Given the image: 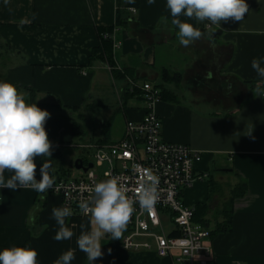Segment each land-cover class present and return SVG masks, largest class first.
<instances>
[{
    "label": "crops",
    "instance_id": "0c3cea01",
    "mask_svg": "<svg viewBox=\"0 0 264 264\" xmlns=\"http://www.w3.org/2000/svg\"><path fill=\"white\" fill-rule=\"evenodd\" d=\"M246 2L249 11L241 22L230 20L217 26L188 21L204 35L184 47L177 38L178 29L170 23L166 0L152 5L147 0H9L7 6L0 0V48H4L0 49V82L14 84L27 102L51 114L45 128L52 142L50 174L61 175L55 182L67 174L64 159L76 138L77 122L65 109L89 106L97 81L94 71L128 73L121 78L124 96H120L126 123L141 121L146 108L140 107L143 95L126 99V89H132L129 83L164 86L174 94L173 101L155 105L162 137L198 151L202 160L196 172L209 177V183L199 181L182 194V201L195 210L198 205L209 206L206 228L213 233L207 241L212 255L199 256L196 264L203 259L208 264H264V98L252 91L257 86L264 90V82L251 67L254 58H264V0ZM162 16L169 21L161 22ZM105 34L112 37L111 64L91 61L93 51L106 41ZM165 70L183 77L188 87L185 94L177 85L162 81L160 74ZM209 71L212 77L205 79ZM131 102L137 105L130 107ZM114 125L110 143L124 136L113 141ZM42 162L43 158H37L38 167ZM214 168L220 175L218 183L225 185L231 175L234 189L247 185L246 195L231 207L234 189L227 192V200L220 184L215 192ZM4 176L8 179L12 173L6 170ZM53 207H62L60 196L31 188H0V250L32 247L39 253V264H53L73 249L72 264H88L76 240L82 223L90 229V217L66 218L74 236L58 242L53 239L58 229L51 216ZM225 210L232 212V223L229 230L217 233L219 225L224 226ZM106 236L109 243H101L105 264H174L173 258H157L150 251H125L121 240Z\"/></svg>",
    "mask_w": 264,
    "mask_h": 264
},
{
    "label": "clouds",
    "instance_id": "9594fccd",
    "mask_svg": "<svg viewBox=\"0 0 264 264\" xmlns=\"http://www.w3.org/2000/svg\"><path fill=\"white\" fill-rule=\"evenodd\" d=\"M8 3L9 0H4L5 6ZM147 3L152 5L155 0H147ZM166 9L170 13L171 25L178 29L179 43L188 47L204 35L188 21H207L209 25L217 26L230 20L241 22L249 11V5L246 0H166ZM182 16L188 19L182 21ZM160 19L163 23L169 21L168 16ZM262 59L254 58L251 67L264 82ZM211 77L212 73L207 72L205 79ZM252 91L254 95L264 97V90L259 86ZM50 115L36 103L27 102L24 93L14 84L0 82V188L14 191L24 187L39 193L53 189L55 178L49 171L52 142L45 128ZM37 158H43L39 167ZM6 170L12 173L8 179L4 176ZM158 183V177L146 169L134 198L128 195L127 188L118 177L101 180L92 186L89 197L79 205L81 211L90 216L91 227L87 229L82 223V231L76 240L79 250L86 254L88 264L103 257L101 240L106 235L111 240H121L136 211V204L149 213L153 210L158 200ZM72 214L68 206L53 207L51 216L58 225L54 240L60 242L74 236L66 225V218ZM38 255L36 249L28 246L5 247L0 250V264H39ZM74 259L75 250L69 249L53 264H72Z\"/></svg>",
    "mask_w": 264,
    "mask_h": 264
},
{
    "label": "built area",
    "instance_id": "2783aa9c",
    "mask_svg": "<svg viewBox=\"0 0 264 264\" xmlns=\"http://www.w3.org/2000/svg\"><path fill=\"white\" fill-rule=\"evenodd\" d=\"M103 38L112 41L108 34ZM136 88L142 90L147 103L143 119L128 121L124 136L118 142L88 146L87 149L96 151L94 162H91L94 167L79 178L55 182L53 189L46 192L60 196L62 207L72 209L70 217H90L81 211L79 205L89 197L96 182L118 177L127 188L128 195L134 198L144 171L150 170L159 179L158 200L150 213L135 205L136 211L120 245L128 252L154 251L159 258H173L174 264H196L199 256L209 258L212 255L207 242L212 232L194 222L196 210L182 201V194L196 182L208 178L207 174L198 175L196 172V164L202 156L188 145L163 139L162 121L155 111V105L160 102V89L150 83ZM104 167L107 170L102 175L94 172L95 168ZM164 213L170 215L176 229L169 235L160 236L156 231L163 230L161 215ZM174 232L178 235L173 236ZM200 264H208V261L203 259Z\"/></svg>",
    "mask_w": 264,
    "mask_h": 264
},
{
    "label": "rangeland",
    "instance_id": "374dc122",
    "mask_svg": "<svg viewBox=\"0 0 264 264\" xmlns=\"http://www.w3.org/2000/svg\"><path fill=\"white\" fill-rule=\"evenodd\" d=\"M0 49H4V48L1 47ZM94 72L95 75H97L96 78L97 81L92 91L91 99L89 100L90 101L88 104L89 106L79 111L73 109H65L66 115H72L73 120L78 123L79 127L85 133L80 138L76 136L73 148L68 149L66 152L67 157H65L64 159V169L66 170L67 174L70 175L69 177L70 179L79 178L83 175L82 171H78L75 168V163L78 160H85L86 164L87 162L88 163L94 162V156L96 151L94 149H82L81 146L92 145L93 143L95 144L99 142L103 138L102 132L103 129H105L103 124L109 123L111 118H113V124L115 123L114 132L112 134L113 141L120 139L123 133L125 132L126 122H125L124 112L121 106V99H120V96L121 98L124 96L122 93L123 80L115 78L113 74L106 69L105 70L100 69ZM126 75H128V73ZM160 75L163 82L172 84L173 86L177 85L181 93L185 94L188 91L187 89L188 87L186 85H183L184 82H183V77L181 75H176L175 73L172 72L169 73L164 72ZM152 83L154 84L155 81H152ZM129 84H130L129 88L132 89L129 90L126 89L127 93L129 92L131 93L132 96L136 95L141 97L143 94L142 90L140 89L139 91H136L134 83L133 84L129 83ZM174 87L176 88V86ZM172 96L174 97V94H172ZM179 99L183 100L184 98L179 97ZM134 104L137 105V103L131 102L130 107ZM143 104H141L143 106L140 107L142 108L147 107V103L144 102ZM106 170H107L106 167L101 169L95 168L94 172L96 174L102 175ZM211 172L213 174L214 181L216 184L214 190L215 192H217L220 190L219 184L221 182L218 183L220 175L215 171V168L211 169ZM60 177H61L60 173L55 176V178H60ZM208 179L209 177L204 179L203 181H207L209 183ZM234 183H235V178L232 177L231 175H228L227 183L225 185L220 184L222 188L221 191L225 193V195L223 196L224 200H227L228 198L227 192H230V190L234 189L235 186ZM163 215H166L167 217L170 216L168 213H164L161 215L163 230L160 228L156 231V233L160 236L163 234L169 235L176 229V226L170 220V217L165 218ZM109 241H110L109 238L105 236L101 240V243L107 244L109 243ZM150 252L154 253V251H150ZM156 257L159 258L157 255ZM105 259L106 257L105 255H103L102 259H97L93 261L94 262L93 264H105L106 263Z\"/></svg>",
    "mask_w": 264,
    "mask_h": 264
},
{
    "label": "trees",
    "instance_id": "16d2710c",
    "mask_svg": "<svg viewBox=\"0 0 264 264\" xmlns=\"http://www.w3.org/2000/svg\"><path fill=\"white\" fill-rule=\"evenodd\" d=\"M112 46L113 45H112L111 41H107V40L104 41L103 40L102 48L93 51L92 56H91V61L101 60L105 64H108L110 62L112 63V58H113ZM164 72L169 73L170 71L165 70L162 73H164ZM112 74L115 78H118V79L125 78V76H126L125 74H123L122 72H120L118 70H113ZM176 75H179V74H176ZM156 88L160 89V96H159L160 101H165V100L173 101L172 99H174V97L172 96V94H170L171 92L169 93L164 88V86H156ZM139 90H140L139 88H136V91H139ZM125 97H126V99H131L133 96L131 95V93L128 92L125 95ZM112 125H113V120H110L109 123L105 125V129H103V132H102L103 138L98 142V144H109L110 143V132H111ZM74 133H75V136H78V137L85 134L84 131L79 127V125L77 123L74 124ZM83 161H84L85 166L89 164L87 161H86L87 164L85 163V160H83ZM67 176H68V174H64L62 179H67ZM210 183H212V181ZM246 191H247V185L246 184L238 185L233 190V195H232L231 200L229 201L230 202L229 206L231 207L233 202L236 199L244 197L246 195ZM208 212H209L208 204L198 205L196 208V211H195L194 222L197 224H200L204 227H207V225L209 223L208 220H206V216H207ZM231 213L232 212L225 210L224 226H222V224H220L219 229L217 230V233L222 231V230L223 231L229 230L230 225L232 223ZM177 235H178L177 232L173 233V236H177ZM212 235H213V233H212ZM120 244H121V242H120Z\"/></svg>",
    "mask_w": 264,
    "mask_h": 264
},
{
    "label": "water",
    "instance_id": "95a60500",
    "mask_svg": "<svg viewBox=\"0 0 264 264\" xmlns=\"http://www.w3.org/2000/svg\"><path fill=\"white\" fill-rule=\"evenodd\" d=\"M94 167V165L92 163H89L88 164V167L85 166L84 164V161L83 160H78L76 163H75V168L78 170V171H82L84 173H87L89 171V169H92Z\"/></svg>",
    "mask_w": 264,
    "mask_h": 264
}]
</instances>
